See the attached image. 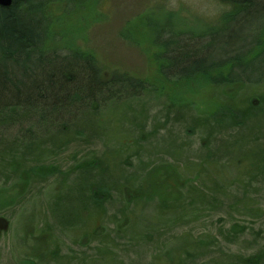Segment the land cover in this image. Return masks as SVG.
Wrapping results in <instances>:
<instances>
[{
	"label": "rangeland",
	"instance_id": "obj_1",
	"mask_svg": "<svg viewBox=\"0 0 264 264\" xmlns=\"http://www.w3.org/2000/svg\"><path fill=\"white\" fill-rule=\"evenodd\" d=\"M226 7L219 0H59L47 5L53 20L49 43L87 51L95 56L105 77L132 75L135 82L146 81L153 90L145 99L118 98L97 113L76 115L74 123L98 137L91 135L90 142L72 145L60 159L43 162L57 163L64 172L85 161L76 181V174L68 182L61 181L59 174L34 181L28 192L27 176L5 181L10 172L0 159V264H239L240 256L264 248V184L260 176L250 180L247 175V169L260 167L256 153L260 147L254 146L243 157L237 155L241 157H235L237 163L229 162L228 152L214 147L224 140L231 142L235 130L224 135L217 128V135L203 143L207 134L193 125L190 116L178 122L174 118V110L179 116L192 110L216 120L222 112L220 93L222 98L234 97L246 90L247 95L258 96L264 94V83L219 88L207 76L167 80L160 70L162 28L203 31L219 21ZM40 21L43 29L44 21ZM257 96L251 99L259 105ZM154 122L159 127L152 131ZM244 132L264 134V117L251 121ZM17 134L8 130L0 135L1 141L13 140ZM208 147L217 150L216 158L200 163ZM76 149L103 155L97 168L99 182L122 188L121 168L127 177L140 174L139 179L130 180L133 191L111 192L100 218L88 197L89 186L96 181L90 175L89 161L81 156L69 159ZM3 153L7 155L6 150ZM238 153L235 149L232 155ZM125 158L127 163H123ZM19 160L13 167L20 166L22 171L24 163ZM141 163L146 165L139 172L136 168ZM142 182L143 190H136ZM214 184L221 193L213 192ZM201 193L208 201L200 202ZM133 196L145 205L127 208L129 220L123 225L121 211L125 200ZM184 200L187 209L181 211L175 204ZM55 219L79 222L82 228L61 227ZM130 219L134 220L131 227ZM236 224L244 227L243 233L233 234ZM94 227L108 233L105 240L89 235Z\"/></svg>",
	"mask_w": 264,
	"mask_h": 264
},
{
	"label": "trees",
	"instance_id": "obj_2",
	"mask_svg": "<svg viewBox=\"0 0 264 264\" xmlns=\"http://www.w3.org/2000/svg\"><path fill=\"white\" fill-rule=\"evenodd\" d=\"M55 1L59 0H13L10 7L0 4V135H6L12 129L18 131L13 140L1 141L4 138L0 137V159L4 161V168L10 172L5 181L27 176L28 192L34 181L44 182L51 176L58 178L59 174V179L65 182L70 181L71 176L76 174V181L78 175L83 173L85 161L77 162L64 172L57 163H43L60 159L59 155L65 154L74 144L83 146L87 140L91 141L93 132L88 133V128L73 121L79 112L97 113L101 111L99 108H107L109 101L118 98L131 96L145 99L153 90L152 85L148 87L146 81L139 79L138 83L135 82L132 75L123 74L122 78H115L113 75L105 77L95 56L87 51L49 43L48 40L52 38H49V27L53 20L46 8ZM219 1L226 3L227 7L221 11L219 21L213 27L203 31L178 30L172 26L161 29L160 35L165 38L158 41L162 59L160 70L165 79L181 80L200 74L207 76L219 88L239 83L246 86L252 85L250 83H264V0ZM40 20L44 21L43 29L40 28ZM145 94L147 95L144 96ZM251 94L247 95L246 90H240L234 97L225 95L222 98L220 93L223 100L222 112L215 117L216 120L209 115L198 116L192 110V113L180 116L174 109L169 108L168 111L174 110L177 122L190 116L193 125L201 126L207 134L203 143L219 131L226 135L227 130H235V137L231 142L224 140L220 143L221 146L214 147L221 153L228 152L229 162L232 160L237 163L235 157L236 160L240 159L246 153L252 152L254 146H259L260 150L256 153L260 167L253 171L247 169V175L250 180L260 176L264 184V134L248 135L244 132L250 127L251 121L264 117V94ZM255 96L260 100L259 105L251 99ZM153 125L152 131L158 129L156 122ZM95 136L92 135L94 138L98 137ZM19 142H22V146L17 145ZM231 146L235 148L231 149ZM214 148L208 147L203 151L202 154L206 157L200 163H206L208 157L216 158L215 154L218 152ZM235 149L240 153L232 155ZM5 150L6 156L3 153ZM76 150L69 159L75 161L81 156L89 161L88 169L93 171L90 175L96 181L89 186L88 197L95 206L97 218H100L102 212L106 213L103 203L110 200L111 192L125 194V190L133 191L130 180L132 177L139 179L140 174L134 172L133 176L127 177L125 170L121 168L122 174L118 181L124 182L122 188L99 182L97 168L103 161V155H89L85 150ZM134 154L140 153L135 151ZM239 154H242L241 157H237ZM88 156L92 157L87 158ZM18 158L24 163L22 171L20 166L13 167V163H18ZM214 158L210 161H214ZM125 159L123 163H127L128 159ZM141 165L136 168L139 172L144 170L142 168L146 164ZM143 186L142 182L134 188L143 190ZM216 186H212L213 192L221 193ZM137 197L125 200L121 211L124 216L123 225L129 220L127 208L145 205ZM199 200L202 203L208 201L202 193ZM184 202L185 200L178 201L175 207L179 206L184 211L187 209ZM55 221L61 227L75 230L82 228L79 222L65 223L59 219ZM133 221L130 219L129 227L133 226ZM238 226L233 225V234L243 233L244 227ZM107 234L94 227L89 235L103 241ZM55 255L54 258H57V253ZM237 263L264 264V248L254 255L240 256Z\"/></svg>",
	"mask_w": 264,
	"mask_h": 264
},
{
	"label": "water",
	"instance_id": "obj_3",
	"mask_svg": "<svg viewBox=\"0 0 264 264\" xmlns=\"http://www.w3.org/2000/svg\"><path fill=\"white\" fill-rule=\"evenodd\" d=\"M0 4L10 7L13 4V0H0Z\"/></svg>",
	"mask_w": 264,
	"mask_h": 264
}]
</instances>
